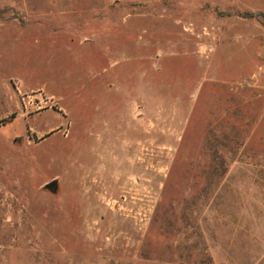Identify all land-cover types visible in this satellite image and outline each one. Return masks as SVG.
I'll use <instances>...</instances> for the list:
<instances>
[{"label":"rangeland","instance_id":"1","mask_svg":"<svg viewBox=\"0 0 264 264\" xmlns=\"http://www.w3.org/2000/svg\"><path fill=\"white\" fill-rule=\"evenodd\" d=\"M0 264H264V0H0Z\"/></svg>","mask_w":264,"mask_h":264},{"label":"water","instance_id":"2","mask_svg":"<svg viewBox=\"0 0 264 264\" xmlns=\"http://www.w3.org/2000/svg\"><path fill=\"white\" fill-rule=\"evenodd\" d=\"M46 188H49L50 190L55 191L56 190V181L53 180L46 184Z\"/></svg>","mask_w":264,"mask_h":264}]
</instances>
